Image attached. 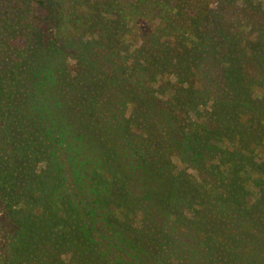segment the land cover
Segmentation results:
<instances>
[{"label": "trees", "instance_id": "16d2710c", "mask_svg": "<svg viewBox=\"0 0 264 264\" xmlns=\"http://www.w3.org/2000/svg\"><path fill=\"white\" fill-rule=\"evenodd\" d=\"M74 1L0 0V264H264V14L97 0L114 18L99 20ZM120 5L140 45L80 37L84 15L119 33ZM166 54L196 55L183 100L210 92L209 115L177 108L178 80L173 105L121 85Z\"/></svg>", "mask_w": 264, "mask_h": 264}, {"label": "rangeland", "instance_id": "374dc122", "mask_svg": "<svg viewBox=\"0 0 264 264\" xmlns=\"http://www.w3.org/2000/svg\"><path fill=\"white\" fill-rule=\"evenodd\" d=\"M57 1V0H55ZM73 1L74 0H58V5L59 8H63L65 9L66 7H69V3L72 2L73 5ZM77 4L75 5L78 9V11H83V0H76ZM215 3V4H214ZM241 2H239V0H237V2H235V4H238L239 6ZM252 5H254L258 10L259 13L264 14V0H252L251 1ZM75 4V1H74ZM232 4L230 1H226L223 5H217L218 7L222 8V10L229 15L228 13V7L227 5ZM100 2H98L97 0H93L92 1V7L90 10V12L92 13V15H94L95 13H97L96 18L97 19H114L112 17H110V13L105 12V10L103 8H105L103 5H101ZM209 5L211 7L216 5L215 0H210L209 1ZM259 5V6H258ZM94 6V7H93ZM120 7L118 9V13L120 15L119 18H117L118 20L120 19H124L125 21L128 22V20L130 21V17L126 15V11L123 7ZM84 14V13H82ZM243 14V13H242ZM81 16V15H79ZM84 17V20L81 19V24L79 28V35L80 37H83L84 39H90L91 37L95 38V41L98 39V41L101 43V39L102 37H112L110 38V40L114 43L117 41L118 37H121V46L122 49L120 50V55H125V53L127 52V50L132 51L133 49H135L136 46L140 45L142 43V39L139 38L138 36H136L137 32H138V28H133L132 26H129V23H125L124 20H120L121 23H125L124 26H122V28L120 29L119 33L115 32V28H109V27H105L103 25H101V22L99 21V27L95 28L94 26H90L87 27L93 20H97L95 17L91 16V15H84L82 16ZM89 19H91L89 21ZM117 21V20H116ZM131 22V21H130ZM143 22V21H142ZM242 22V19H241ZM70 24V22H67ZM67 31V35L69 37H77V31L75 29L72 28H68L66 29ZM203 31L199 30V36L198 37H208L204 36ZM213 34V33H211ZM151 35V34H150ZM162 37V36H161ZM164 37V36H163ZM187 37V34H186ZM102 45H104L105 48H107V44L106 43H101ZM165 46L169 47L168 44H166ZM95 49H97V46H95ZM167 49V48H166ZM187 52V48L184 47V51L182 53H186ZM176 53L178 55H181V52L176 51ZM187 55H182V59L181 61L177 64H174V59H172L171 61L168 62V55H163L161 56L162 59V63L163 65L157 66V67H149L146 68L144 71L142 72H136V68L134 69V72L131 73L129 72L130 77L126 78V80L129 81V83H123L121 82V85L129 87L130 85L135 86V90L134 92L137 93L138 90H142V89H150V87H155L156 90L153 91L154 93V97L156 100L160 101L163 104H169L172 103L171 101V95L168 92V90L170 88H175L176 85V80H178V83H180L181 85V89L184 91H179L178 96L176 97V100L181 99V104L183 106L181 107H177V108H193L195 109L197 112V114L199 116L202 115H209L210 113V106L214 103V97H212L211 93L209 92L207 95H199L197 97H195L191 100V105L188 106L185 104L184 102V97L185 94L187 92H189L188 88L193 87V83H194V77H195V72H192V70L194 69V67L197 65V63L195 64V60L197 59L196 55H188V57L186 58ZM139 57L144 58V56H142L141 53H139ZM142 59L139 60V62ZM255 63L251 62L250 66L246 65L247 70L249 71H255ZM256 73V72H255ZM191 77H193V83L190 81ZM264 77V76H263ZM192 86V87H191ZM264 89V83L261 85ZM152 91V90H151ZM222 93L224 95L227 94V92H224L223 89H221ZM222 93L219 92V94L223 95ZM133 94V92H132ZM253 97H260V95H263V99H264V90L263 91H259L258 89H255L253 91ZM215 95V94H214ZM183 97V98H182ZM167 110V109H166ZM164 110V112L166 111ZM175 109H173L174 111ZM208 110V111H207ZM241 125H244L245 127H251L250 128V132H252L254 134V132L256 131V127L254 126V124H248L247 121L242 123ZM261 149L259 151V155H255L254 156V160H256V163H261L262 167H264V143L261 144ZM174 162H178L177 159L175 161V156H173L171 158ZM191 171L193 172V170H189V172L191 173ZM237 191L239 192H243V194H247V192H244L243 188H241V186H239L237 188ZM241 194V193H240ZM240 196V195H239ZM258 198L259 195L255 194L253 198ZM244 199H242L241 201H243ZM229 213V210L227 211ZM183 213V211H182ZM229 215V214H228ZM249 218H246V222H249ZM245 223V222H244ZM252 224V223H251ZM255 225V223L253 222L252 226H248V229H252L253 226Z\"/></svg>", "mask_w": 264, "mask_h": 264}]
</instances>
